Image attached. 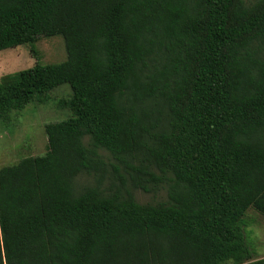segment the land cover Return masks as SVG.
Instances as JSON below:
<instances>
[{
  "label": "trees",
  "instance_id": "obj_1",
  "mask_svg": "<svg viewBox=\"0 0 264 264\" xmlns=\"http://www.w3.org/2000/svg\"><path fill=\"white\" fill-rule=\"evenodd\" d=\"M53 36L65 62L0 78V123L73 92L0 168V264H264V0H0V51Z\"/></svg>",
  "mask_w": 264,
  "mask_h": 264
},
{
  "label": "rangeland",
  "instance_id": "obj_2",
  "mask_svg": "<svg viewBox=\"0 0 264 264\" xmlns=\"http://www.w3.org/2000/svg\"><path fill=\"white\" fill-rule=\"evenodd\" d=\"M67 60L62 36L42 37L34 45L0 51V78L33 68L36 64L57 65ZM73 95L69 85L55 88L44 104L28 105L21 112H13L10 120L0 123V168L18 163L21 159L44 156L47 153L48 124L67 120L71 112L60 101ZM141 203L153 201V195L136 193ZM161 194V197H164ZM247 244L252 260L264 258V216L249 209L244 217ZM233 264V263H229Z\"/></svg>",
  "mask_w": 264,
  "mask_h": 264
}]
</instances>
